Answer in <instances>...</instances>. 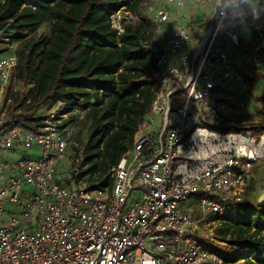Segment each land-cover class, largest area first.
<instances>
[{"label":"built area","instance_id":"2783aa9c","mask_svg":"<svg viewBox=\"0 0 264 264\" xmlns=\"http://www.w3.org/2000/svg\"><path fill=\"white\" fill-rule=\"evenodd\" d=\"M260 2L253 9L246 0L146 3L156 32L170 4L209 14L204 29L178 24L160 48L151 47L149 115L161 116V128L146 117L139 123L107 186L82 182L85 147L64 124L69 114L52 112L36 128L7 124L21 52L0 34V151L40 147L36 159L0 158V264H230L214 250L224 242L208 226L244 199L264 162V132L228 131L234 119L224 113L243 107L235 87L264 65ZM142 5L111 17L117 34L140 20ZM62 159L70 172L58 179Z\"/></svg>","mask_w":264,"mask_h":264},{"label":"trees","instance_id":"16d2710c","mask_svg":"<svg viewBox=\"0 0 264 264\" xmlns=\"http://www.w3.org/2000/svg\"><path fill=\"white\" fill-rule=\"evenodd\" d=\"M145 1L0 0V34L21 52L19 89L12 96L14 112H7V124L36 128L46 117H37L39 109L55 103L65 104L63 113L70 114L64 124L76 121L75 111H84L89 130L86 143L80 144L87 168L80 178L95 175L103 186L110 184L109 172L131 148L155 96L150 70L157 60L151 50L156 29L149 17L140 14L120 35L110 23L119 10L135 11ZM246 1L253 9L261 0ZM46 22L50 33L38 34ZM259 76H245V82L251 86ZM30 83V97H21ZM244 120L225 129L264 132V119L248 125ZM215 219L220 221L216 238L232 247L226 253L216 245V252L230 264H264V203L253 204L245 197Z\"/></svg>","mask_w":264,"mask_h":264},{"label":"rangeland","instance_id":"374dc122","mask_svg":"<svg viewBox=\"0 0 264 264\" xmlns=\"http://www.w3.org/2000/svg\"><path fill=\"white\" fill-rule=\"evenodd\" d=\"M167 2V0H146L141 9L140 14L142 16H146L148 14V11L145 9L146 3H153L157 7H160L164 5ZM189 3L182 7H177L176 4H170V18L164 22L163 26L159 29L158 32L155 33V36L153 38L154 46L157 48H160L166 40L171 36L172 32L176 28L178 24L187 25L191 17V9L189 7ZM261 5V2L257 4L256 7H259ZM191 6V5H190ZM258 13H263L262 16V23L264 24V8L259 10ZM209 12L197 9L196 15L198 16L199 20L204 22L205 18L208 16ZM150 16V15H149ZM50 22L44 23L41 28L38 31V34H46L48 35L50 33ZM204 29L205 25H199V29ZM202 31H198L199 34H201ZM250 35V30H246L243 32V37L248 38ZM197 39L194 40V42ZM19 48V45H18ZM23 51V50H21ZM253 76L256 74H260L258 78L253 82V84L250 86L248 85L245 80L243 82H239L235 87V92L238 97V104L240 106H243L240 108V113L237 115L233 112V109H226L224 110V113L226 116L234 119V121H238L240 119L245 118L243 124H258L260 119H264V65L259 68H253L252 70ZM251 78V77H250ZM19 89V88H18ZM31 89L32 84H28L26 86V90L23 92L21 97L29 98L31 95ZM15 105L13 102L8 104V114L13 113V107ZM21 108L18 107L15 111L19 113ZM65 109V104L61 103H55L50 106H43L39 109L37 113V117H44L47 116L50 113H57L58 115L63 114V111ZM70 115V114H69ZM85 115V112L82 110H77L72 114V117L76 118V121L73 123H70L71 129L74 131L75 139L78 141L79 145L81 146L80 142L86 143L87 141V135L89 126L83 122V116ZM69 117V116H68ZM149 125H155L157 128V131L161 128V116H152L147 115L146 116ZM150 118H154V122L150 121ZM252 134H259L257 132H252ZM39 151L40 147L35 146L31 150H20V149H11L7 151V153H3L0 151V158L3 159H19L22 157H28L32 159H36L39 157ZM57 177L58 179L65 176L67 173L70 172L69 168V162L65 160H60L57 165ZM83 183L87 184L88 186H94V185H100L104 181L103 179L97 178L95 175H87L83 177ZM245 197L253 204L260 203L264 200V162H261L256 165L255 171H253V177L250 180ZM244 197V198H245ZM190 204V203H187ZM200 225H203V222L200 223ZM208 227H214L213 231L216 233L217 229H219L220 224L216 223L215 225H210ZM224 242L223 244H217L221 249L224 250L226 253L231 252V245H229L227 242Z\"/></svg>","mask_w":264,"mask_h":264},{"label":"crops","instance_id":"0c3cea01","mask_svg":"<svg viewBox=\"0 0 264 264\" xmlns=\"http://www.w3.org/2000/svg\"><path fill=\"white\" fill-rule=\"evenodd\" d=\"M122 1H133V0H122ZM190 5H189V7L191 9V17H190V20L188 21L189 22L188 24L191 25L192 23H196L197 25H199V24L201 25V24L205 23L207 21V17L205 18L204 22L200 21L198 16L196 15L197 9H199V8L196 6H193L192 4H190ZM248 77H252V76H248ZM233 112L236 113L237 115H239L238 113H240V110H236V111L233 110Z\"/></svg>","mask_w":264,"mask_h":264},{"label":"water","instance_id":"95a60500","mask_svg":"<svg viewBox=\"0 0 264 264\" xmlns=\"http://www.w3.org/2000/svg\"><path fill=\"white\" fill-rule=\"evenodd\" d=\"M262 203H264V200H263V201H261L259 204H262Z\"/></svg>","mask_w":264,"mask_h":264}]
</instances>
